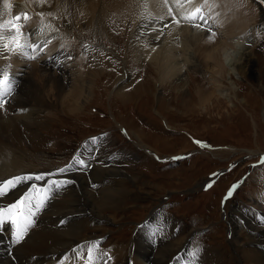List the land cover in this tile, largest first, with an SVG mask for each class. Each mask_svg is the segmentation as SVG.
<instances>
[{
  "label": "rangeland",
  "instance_id": "rangeland-1",
  "mask_svg": "<svg viewBox=\"0 0 264 264\" xmlns=\"http://www.w3.org/2000/svg\"><path fill=\"white\" fill-rule=\"evenodd\" d=\"M196 1L191 0L190 5H196ZM187 3L188 0H182L181 4L185 6ZM200 4L196 6L202 7L207 15L205 18L210 17L213 23L209 26L210 33H214L210 39L212 42H216V35H223L221 33L225 28L222 23L228 21L229 16L235 14L239 18L242 26L236 37L241 35L251 39L254 55L251 70L246 74H236L233 66L225 57H221L224 68L212 64L207 72L205 68L199 72L191 67H183L185 70L181 74L185 81L177 88L174 82L169 83V77L163 83L158 81L152 61L154 54L145 46L148 35L145 37L142 31L136 39L131 37L133 26L126 19L109 15L105 22H109L111 36L100 31L93 33L92 30L85 31L86 35L81 37L70 32L66 36L63 33L66 30L62 27L55 28L50 20L45 22V25L58 29L53 31L55 34L65 39L68 37L74 52H77L74 57L69 55L68 58L82 59L85 63L81 68L84 65L89 68L95 66L101 74L99 78L98 75L93 77L89 83L79 111L69 114L59 107L50 113L44 112V115L51 114V117L44 127L35 130L42 143L31 147L23 141L21 151L25 150L22 159L25 160L26 169L19 171H43L47 182L48 173L71 163L73 152L80 143L83 146L92 145L89 148L92 159L99 155L102 158L107 156L106 164L111 163L110 158L114 155L121 162L123 156L120 154H128L129 165L126 166L124 162L118 165L131 175V179H136L114 180L115 185L119 184L123 190L130 192V196L125 197L121 209L105 212L107 219L104 221L96 224L87 221L82 232L85 238L82 242L84 253L87 242L92 240H99V247L107 250L105 253L104 249L99 248L105 254L104 264H114L120 254L133 255L136 238L142 233V237H149L153 247L164 241L166 235L170 242L181 240V248L188 253L195 246L199 247L197 264H201V247L216 250L219 264H237L228 218L237 208H252L257 193L264 191V164L259 163L264 156V17L261 16L264 14V4L261 0H216L215 4L212 0H201ZM195 7L189 6L187 11ZM31 21L35 20L32 18ZM157 21L163 22L155 19ZM154 26H148V32H157ZM191 26L201 30V26ZM222 37L220 40L224 41L226 36ZM135 41L142 45V52H148L146 56L138 59L133 56L131 45ZM179 41L176 39L178 45ZM5 42L6 39L0 42V52L10 59L5 67L9 68L8 71H15L17 55L3 50ZM63 66L60 65L69 75L65 96L76 80L71 73L77 72L80 65L76 61L71 70ZM119 76H128L125 91L129 100L114 96V83ZM180 88L184 94L178 92ZM198 88L203 90L204 98L201 101L196 93ZM16 112L19 114L20 111ZM130 131H137L143 142L140 143ZM93 137L98 139L93 142ZM71 164L75 168L88 169L73 162ZM67 172L55 174H61L65 179ZM71 183L72 186H66L68 190L66 187L61 190L66 189L70 193L77 189L76 184ZM233 185L236 187L233 188ZM230 189L232 195L229 197L227 193ZM163 221L169 222H166V227ZM240 242H243L242 238ZM77 253L69 251L53 255L46 264H59L61 256L75 258ZM138 253L139 247L136 250ZM183 258L179 254L173 255L168 264H178L185 260ZM84 261L86 258L83 256L77 257V262L86 263ZM128 261L124 259L125 264H133ZM246 263L249 264V261Z\"/></svg>",
  "mask_w": 264,
  "mask_h": 264
},
{
  "label": "bare ground",
  "instance_id": "bare-ground-1",
  "mask_svg": "<svg viewBox=\"0 0 264 264\" xmlns=\"http://www.w3.org/2000/svg\"><path fill=\"white\" fill-rule=\"evenodd\" d=\"M181 3L182 0H166V2L165 0H47L46 3L41 4L40 0H0V23L11 20L15 14L25 11L28 13L30 20L23 31L32 33L37 28L43 29V31L35 33L38 36H35V34L31 36L33 43L38 42L39 47H41L45 41L51 40V43L41 51L36 60L32 61L17 54H15L17 55L16 61L12 60L15 61L16 66L14 64L13 66L16 70H10L9 72L14 75L16 89L14 95L10 98V102L5 103V106L3 105L4 107L0 109V180H7V178L15 176L27 177L31 175L34 177L35 175H44L43 171L40 170L19 171V169H26L23 163L25 160L22 159L25 150L21 151L23 141L31 147L42 143L41 137L36 134L35 130L41 129L51 117V114L44 115V112L48 111L50 113L53 109L59 107L69 114L79 111L82 108L83 98H86L85 93L89 83L93 77L98 75L99 78L101 74L96 71L95 66L89 68V66L84 65L81 68L85 61L82 59V61H78L77 58L73 59L77 52H74V48L67 40L68 37L66 39L60 37L53 31L51 32L49 28L44 27L46 20H50L55 28L59 26L66 30L63 31L66 36L70 34L75 36L86 35L85 31L91 30L93 33L100 31L101 34L106 33L111 36L112 30L108 29L109 22H105L109 15L115 14L120 20L126 19L128 24L133 26L130 32L131 37L136 39L142 31H144L143 35L145 37L148 35L145 46L154 54L153 59H151L157 71L158 81L163 83L169 77L171 78L169 83L174 82L177 88L185 81L182 79L181 74V71L185 70L183 67H191L199 72L204 68L207 72V68H211L212 64H218L224 68L225 63L221 60V57H225L238 75H244L251 70L254 56L250 44L251 39L240 37L241 35L236 37L241 32L242 25H240L239 18L235 14H232V16L238 19L229 16L228 21L225 20L222 23L225 29L222 30L221 34H223L222 36L225 35L226 39L222 41L220 39L223 37L216 35V42H212L209 38L212 35L209 26L213 24L210 17H208L209 20L203 27H200L198 21L191 23L182 20L191 12V10L187 11V8L199 5L201 0H197L194 6L190 5L189 0L185 6ZM212 3L215 4L216 0H212ZM221 5L223 6V4ZM203 12L206 17V12L204 10ZM38 13H43V17ZM49 13L53 15H48ZM261 16L264 17V14L262 13ZM32 18L35 21L32 22ZM155 19H160L163 22L158 23L157 21L156 23ZM182 22H185L188 26ZM170 23L171 25L168 27ZM153 24L157 28V32L150 33L148 32V26ZM191 25L199 26L202 31ZM45 28H47L46 31ZM0 34L6 38L11 33L4 31ZM25 37L29 39L27 36ZM176 39H180L179 45L178 42L176 43ZM67 41L69 43H66ZM61 44L64 45L63 48L60 47ZM131 49L136 59L142 58L148 53L142 52V45L139 41L132 42ZM26 52L29 54L28 49ZM3 55L6 54L0 52V68H5L10 60ZM69 55H73V57L68 58ZM76 61L80 65L79 69L77 72L72 71L71 73L76 76V80L71 84L67 95L63 96L65 87L69 82V75L60 65L63 64V67L71 70ZM203 73L205 74V72ZM77 77H80V79L78 80ZM127 78L128 76H119L114 83V96L123 97L122 100L128 99V92L125 91ZM183 91L180 88L178 92L184 94ZM196 91L198 99L201 101L204 98L203 90L198 88ZM16 111H20L19 114ZM130 132L140 143L143 142L142 136L137 134V131ZM81 145L73 158L81 156L82 159L89 161L90 166L85 170L73 166L75 170L71 168L69 171H73L67 172L64 176L66 179L69 178L71 184H76L77 189L74 188V191L70 193L69 191L66 192L67 187V190L60 189L36 216L35 226L29 230L21 243H13L12 239L7 241L5 231L0 230V264H46L53 255L69 252L73 249L78 252L77 256L67 259H65L67 255L61 256L59 264L75 263V259L77 262V257L80 256L87 260V251L84 253L83 247H75L83 245L82 242L85 238L82 232L86 223H88L87 221L96 224L107 219L105 212L111 209H121L125 203V197L130 196V192L123 190L119 184L115 185L114 178L134 181L135 177L131 179V175L120 167L123 162L126 166L129 165L126 152L120 154V156H123L121 162L118 161L119 157L114 155V157L110 156L111 163L106 164V154L104 155L105 159L100 155L92 159L91 156L93 155L89 153V148L92 145L87 146L84 144V146L82 145L83 148ZM78 151H80L79 155H77ZM72 162L74 163L73 159ZM51 173L53 175L49 176V180L63 179L61 174H55L58 173L57 170H53ZM46 180H25L24 183L12 189L6 196L0 197V205L12 203L18 199L24 191L28 190L29 185H46ZM109 180H114V182H109ZM67 186L72 185L68 184ZM247 207L235 209L232 213L230 212L231 215L228 218L230 240L235 250V258L237 264H248L246 261H249V264H264V221L260 219L264 216V191L257 193L252 208ZM53 217L55 219H52ZM165 219L171 220L166 217ZM61 221H64V223H61ZM163 222L166 227L168 221ZM242 231H246V233L244 234ZM142 235L143 233L136 238L137 243L133 246V250L135 249L134 254L126 256L120 254L115 258L114 264H125L124 259L133 264H168L170 258L176 254L181 255L182 258L184 256L188 258H183L185 260L182 262L189 264V253L181 248L183 247L180 246L181 240L170 242L168 241L169 237L166 235L164 241H160L158 245L153 247L150 245L149 237L144 238ZM241 238L243 242H240ZM138 247L139 253L137 255L136 250ZM104 250L107 253V250ZM168 255L172 256L168 257ZM219 260L216 250L201 247V264H219ZM182 262L180 261L178 264H182ZM96 264H104V261H97Z\"/></svg>",
  "mask_w": 264,
  "mask_h": 264
},
{
  "label": "snow or ice",
  "instance_id": "snow-or-ice-1",
  "mask_svg": "<svg viewBox=\"0 0 264 264\" xmlns=\"http://www.w3.org/2000/svg\"><path fill=\"white\" fill-rule=\"evenodd\" d=\"M41 4L46 3L47 0H40ZM166 2V0H165ZM191 2V0H189ZM264 3V0H261ZM10 7V5H9ZM203 11L202 7H196L195 11L191 14V18L195 19L197 15L201 20L204 19L201 14ZM43 17V13H38ZM48 15H53L49 13ZM55 18V17H54ZM30 17L27 12L15 15L12 20L4 21L0 23V33L8 31L11 33L8 37H4L0 34V40H7L3 44V50L8 53L20 55L26 59H36V55H29L26 52V48H31L33 52L39 47L35 43H27L23 40V37L27 36L31 39V36L37 32L43 31L42 28H37L32 33H25L23 30L28 26V21ZM44 27L49 28L51 31H58V29L52 28L51 25H44ZM209 31L211 29L209 28ZM214 36V33L212 34ZM210 39L212 36L209 37ZM46 46V45H45ZM61 48L64 47L63 44L60 45ZM87 48V45L84 46ZM43 51V49H40ZM103 55V53H101ZM16 89V83L14 75L8 71V68H0V109L3 108L5 103L10 102V98L14 95ZM98 138L93 137L92 140L95 142ZM197 143H200L197 141ZM203 146V145H202ZM175 159H179L176 157ZM74 165H78L82 168L89 167L90 164L80 157L73 158ZM260 164H264V156L261 157L259 161ZM73 167L70 164L66 167L57 169L59 173H65ZM47 175H53L48 173ZM44 175H35L34 177L29 175L27 177L15 176L7 180H0V197L6 196L12 189L16 188L19 184L24 183L25 180H44ZM71 181L68 179L62 180H49L46 185L38 187L37 185H32L28 190H26L18 199L13 203L7 205H0V230H3L4 226L10 225L12 228V242L19 244L21 243L25 236L28 234L29 230L35 226V218L40 211L46 206L47 202L62 188L66 187ZM211 186V185H209ZM236 185H233L235 188ZM232 195V190L230 189L227 196ZM264 221V216L260 217ZM64 223V221H61ZM87 260L86 264H96L97 261H103L105 254L99 251V241L87 242ZM77 247H84L83 245H78ZM73 252L76 249L72 250ZM200 249L195 247L189 252L190 261L189 264H197ZM67 259V257H65ZM106 264V262H105Z\"/></svg>",
  "mask_w": 264,
  "mask_h": 264
}]
</instances>
